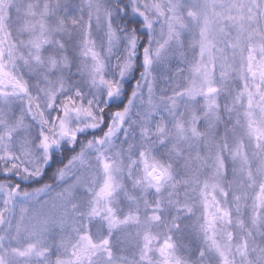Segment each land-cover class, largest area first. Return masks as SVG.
Instances as JSON below:
<instances>
[{"label": "snow or ice", "instance_id": "1", "mask_svg": "<svg viewBox=\"0 0 264 264\" xmlns=\"http://www.w3.org/2000/svg\"><path fill=\"white\" fill-rule=\"evenodd\" d=\"M0 264H264V0H0Z\"/></svg>", "mask_w": 264, "mask_h": 264}]
</instances>
